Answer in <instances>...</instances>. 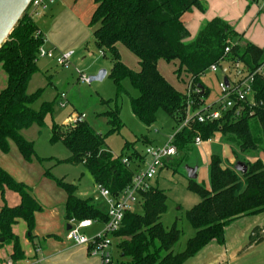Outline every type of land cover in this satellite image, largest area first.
Masks as SVG:
<instances>
[{
    "label": "trees",
    "instance_id": "obj_1",
    "mask_svg": "<svg viewBox=\"0 0 264 264\" xmlns=\"http://www.w3.org/2000/svg\"><path fill=\"white\" fill-rule=\"evenodd\" d=\"M95 11L91 27L95 45L112 57L110 77L119 92L122 82L129 79L139 96L130 99L132 113L144 125L156 123L162 110L181 126L187 119L188 109L202 111L209 90L202 77L212 66L222 72L226 64L230 72L238 63L245 70L254 72L264 62V48L243 42L242 37L224 20L216 18L205 23L192 36L183 17L193 10L204 11L202 0H94ZM45 44V36L34 18L27 12L9 40L0 49V68L7 76L6 87L0 92V150L9 153L11 142L27 163L47 159L36 155L35 144L23 136L32 126L45 125V118L53 112V105L45 103L36 111L32 105L40 98L42 90L28 94L33 77L39 73V50ZM118 45H123L138 59L139 71L130 70L120 58ZM230 48L229 53L225 50ZM164 60L177 66L178 78L184 74L189 79L190 94L178 92L158 70ZM229 78V77H228ZM199 86L202 88L200 89ZM254 102L240 117L229 111L223 118L200 123L192 118L187 127L174 135L173 145L177 155L164 162V168L176 167L189 158L195 139L207 142L221 136L236 160L239 155L248 166L246 175L225 167L220 155H212L209 166L210 189L189 180V189L199 196L200 202L186 212V219L195 235L181 252H176L182 232L173 226L166 229L162 217L167 211V194L152 186L142 194V205L137 211L126 213L122 226L113 238L119 258L116 264H186L213 241L226 244V229L235 221L264 214V77L257 76L254 84ZM109 133H97L86 120L71 127L54 125L51 142H62L70 151L67 162L82 164L96 185H101L113 197L120 195L132 181L135 172L144 163L145 156L126 143L124 152L116 157L108 148L106 138L123 129L119 108L106 113ZM132 149V152H130ZM132 166L123 164V158ZM253 160V161H251ZM60 163V161H57ZM45 176L55 181L65 193V218L70 221H87L106 224L107 213L91 200L76 196L77 187L56 179L49 170ZM11 191L20 197L15 207L0 208V250L13 246L12 260L25 258L14 226L20 221L27 225V237L33 239L36 213L42 211L28 186L16 181L0 167V192L4 196ZM141 209V211H139ZM264 242V227L253 230L251 245Z\"/></svg>",
    "mask_w": 264,
    "mask_h": 264
},
{
    "label": "rangeland",
    "instance_id": "obj_2",
    "mask_svg": "<svg viewBox=\"0 0 264 264\" xmlns=\"http://www.w3.org/2000/svg\"><path fill=\"white\" fill-rule=\"evenodd\" d=\"M213 1L211 17L230 23L234 30L241 34L245 33V39L247 40H250L253 36L259 38L264 34V0H257L258 2L256 0ZM47 8L48 10L46 11L43 8H39L36 13L34 8L29 11V14L33 13L34 20L44 31L46 42L43 50L46 52L53 51V57H41L39 55L38 67L40 71L30 82L28 94H34L38 90H42L40 98L32 105V108L38 111L43 104L50 103L53 105V112L45 118L44 127L32 126L26 130L25 137L27 140L34 142L36 155L47 159L45 162L46 170H49L56 179L75 185L77 187V197L91 200L93 204L106 212L108 206L104 199L99 196L97 185L86 168L82 164L74 165L67 162L71 153L62 142H51L53 126L71 127L75 116L85 115L86 122L97 133L106 136L110 130L106 113L113 111L118 106L120 120L124 127L120 133L106 138L108 148L118 157L122 152H124V156L128 153L124 151L126 143H133L134 149L143 156L146 153V149L150 146H165L171 141L177 130L184 126L185 122L178 128L175 121L164 111L160 110L157 113L156 123L148 127L134 116L130 99L138 97L139 92L134 89L129 79L122 82L123 91L119 92L115 81L110 77L113 63L111 54L100 50L95 45L91 27L92 16L96 8L94 0H54V3L48 5ZM260 8L263 9L262 12H260ZM255 37L252 41L257 42ZM50 41L54 43L53 47L50 46ZM118 51L125 66L130 70L139 71L138 59L131 51L123 45H118ZM69 52H73L71 59L67 64H62L61 56ZM158 70L178 92L190 94L189 79L184 74L180 78L177 77L175 73L177 66L175 64L160 60ZM101 71L107 72L106 77L102 81L84 83L80 79L82 76L87 79L95 77ZM234 75L235 72L232 69L229 79L232 80ZM224 77L221 69L216 72L209 70L202 77V83L209 90L208 99L203 104L204 107L222 98L219 83ZM2 84L3 82L0 79V91L3 89L1 88ZM62 94L64 99L61 98ZM197 112L198 110L193 111L192 108H189L187 119ZM217 144L219 143L214 140L205 142L200 147L195 148L193 146L194 148H192L193 150L187 161L174 168L172 166V169L164 168L158 170L155 178L151 181L152 186L164 191L168 197L167 211L162 217L164 227L171 229L176 226L182 232L181 240L175 249L176 252L183 251L187 241L195 235V230L186 219V212L200 202L199 196L189 189L186 168H197L198 178L196 182L210 189V170L208 165L210 150H212L213 155L214 153L220 154L222 159L225 158L224 154L226 156L224 148L217 146ZM216 146L219 148H216ZM12 148L18 149L11 142L9 153L1 155L2 151L0 150V155L2 157H12ZM130 152H132V149ZM238 155L239 160L225 159V164H231L230 168H233L237 161L243 162L245 158L240 154ZM57 161H60V163H57ZM142 169L144 170L145 166H142ZM37 170L39 174L41 173V179L37 182H32V186L29 187L31 189L35 187L34 193L36 197H39L41 206L48 212L46 214L56 208L58 210L61 209L60 206L65 198V193L57 186L54 180L47 178L41 172L42 170L36 169L33 171L35 175ZM13 196L18 199L19 195L6 191L3 196L0 192V208L5 205L12 206ZM53 222H59L56 228L60 227V230L64 231H66L68 224L76 226L74 222H66L64 218L61 221L57 218ZM247 222L249 221L237 220L226 230L229 238V245L227 246L229 253L238 257L237 261L228 260L229 264H262L264 262V251L262 250L257 253L256 250H247L248 248L244 247L238 252L235 250L236 248H241V245L244 246V241H247L250 235L247 234L249 225ZM23 223L17 228L19 235L22 228L25 227ZM104 229L105 226L100 223L93 225V227L83 231V233L89 239H93L102 233ZM116 244L117 241L113 239L112 256L115 261L119 258ZM212 244L210 243L208 247H205L199 253L200 257L196 263L211 264L215 260L213 254L215 255L219 249H217L218 245H216L215 241ZM90 256L94 262L102 264L101 253Z\"/></svg>",
    "mask_w": 264,
    "mask_h": 264
},
{
    "label": "crops",
    "instance_id": "obj_3",
    "mask_svg": "<svg viewBox=\"0 0 264 264\" xmlns=\"http://www.w3.org/2000/svg\"><path fill=\"white\" fill-rule=\"evenodd\" d=\"M256 2H258L256 0ZM203 6L205 8L204 11L200 10H193L190 13H187L183 17V22L186 26V28L189 30L192 36H195L200 28L207 22H211L212 20L216 19L215 17H211V6L214 4V1L212 0H202ZM45 11L48 10V8L44 9ZM263 9L260 8V12H262ZM45 13V12H44ZM43 13V14H44ZM212 18V19H211ZM36 22V21H35ZM37 23V22H36ZM38 24V23H37ZM230 25V23H228ZM39 26V25H38ZM231 26V25H230ZM232 27V26H231ZM41 32L44 34V31L41 29L39 26ZM233 28V27H232ZM234 29V28H233ZM236 31V30H235ZM241 37L243 42H248L251 43L257 47L264 48V34L260 36L259 38H256L253 36L250 40L245 39V33L241 34L238 31H236ZM51 34V33H49ZM254 37L257 39V42L252 41ZM54 43L50 41V46H54ZM40 71V69H39ZM36 76V75H35ZM0 79L3 84L1 85V88H5L7 84V76L4 73V71L0 68ZM3 86V87H2ZM1 89V91L3 90ZM0 91V92H1ZM26 131H23V136L25 137ZM26 138V137H25ZM221 136H216L215 138L207 141H214L218 142L217 146L219 145L220 147L224 148L225 154L223 155L225 158H223V165L225 167H230L231 164H225V159L226 160H233L235 159L232 153L231 148L224 144L223 141L221 140ZM205 143V142H203ZM203 143L200 145L202 146ZM11 145V144H10ZM194 145V147H200ZM216 148H219L217 147ZM193 147V148H194ZM228 150V151H227ZM210 157H209V166L211 162V157H212V150H210ZM11 153L13 154L12 157L9 156H1L3 155V152H1L0 155V167L8 172L16 181L24 183L26 186H28L31 194L33 197L39 202V197H36L34 191L35 187L32 189L29 186H32V182H37L39 179H41V173L39 174L38 170L36 171V175L33 173L36 169H39L42 173L45 175V163L41 164L38 161H33L32 163H27L23 157L20 155L19 150L12 148ZM215 155V153H214ZM220 155V154H217ZM221 156V155H220ZM41 158V157H40ZM222 158V157H221ZM262 161L264 162V154L261 156ZM44 159V158H43ZM37 165V166H36ZM37 167V168H36ZM40 167V168H39ZM100 196V195H99ZM13 203L12 206L10 207H15L20 204V197L18 196V199L15 198V196L12 197ZM98 200V199H96ZM105 201V200H104ZM65 202H66V195L64 200L61 203V209H54L52 210L49 214H46V210L42 207V211L36 213L35 216V230L33 232V239L29 240L27 237V225L24 222H19L17 225L14 226V233L15 235L18 236L22 249L25 253V258L23 260H20L18 262H14L12 260V254H13V246H5L2 250H0V264H6L7 262H13L14 264H98L97 262H94L92 258H90V253L88 248L83 247V246H78L74 244L72 241L68 240L67 235H68V226L66 227V231L60 230V227L56 228V225L59 224L56 222H53L57 218L59 221H61L62 218L66 220L65 218ZM41 205V203L39 202ZM242 220L249 221L247 222L248 225V230H247V241H244V246L241 245V248H236L235 250L238 252V250H242L244 248H248L247 250H256V253L259 251H264V242L257 245L253 246L251 245V236H252V231L254 227L258 226L259 224L261 226H264V214L259 215V216H254V217H248V218H243ZM68 220H66L67 222ZM69 222V221H68ZM25 224V227L22 228L20 235L17 232L18 226L20 227L21 225ZM46 223V224H45ZM100 224V223H94L93 225ZM103 224V223H101ZM44 225V226H43ZM104 225V224H103ZM93 227V226H92ZM90 229V228H89ZM227 230V229H226ZM214 243V241L212 242ZM211 243V245H213ZM216 245H218L217 249L219 251L214 255L213 257L215 260L211 264H229L228 260L232 261H237L238 257L231 255L228 250V245H229V238H228V233L226 231V244L225 246H220L217 242H215ZM210 245V244H209ZM208 245V246H209ZM207 246V247H208ZM204 250V249H203ZM202 250V251H203ZM201 251V252H202ZM221 251V252H220ZM200 252V253H201ZM221 255V256H220ZM231 256V258H229ZM199 254L189 260L186 264H198L196 263L197 259H199ZM93 261V262H92ZM264 264V262L262 263Z\"/></svg>",
    "mask_w": 264,
    "mask_h": 264
},
{
    "label": "built area",
    "instance_id": "obj_4",
    "mask_svg": "<svg viewBox=\"0 0 264 264\" xmlns=\"http://www.w3.org/2000/svg\"><path fill=\"white\" fill-rule=\"evenodd\" d=\"M54 0H34L28 9L29 11L34 8L35 13L39 8L46 9L48 5H52ZM33 14V13H32ZM30 14V16H32ZM33 17V16H32ZM46 42V39H45ZM230 48L225 50L229 53ZM41 57H53V51L46 52L43 47L39 50ZM73 52L65 53L61 56V63L67 64L71 59ZM220 69L218 66H212L210 70L216 72ZM235 75L231 80L229 79V87H226L223 80L219 83L222 98L209 106H206L202 111L197 112L195 115L189 117L183 127H187L192 118L200 123L206 121H216L223 118L229 111H235L236 116L240 117L244 108L248 106L250 110L256 105L254 102V84L257 76L264 77V62L254 72H249L241 64H236L233 68ZM231 74V72H230ZM81 81L89 83V79L82 76ZM64 99V95H61ZM252 111V110H251ZM85 115L75 116L71 125L75 126L85 121ZM180 128V129H181ZM174 138V137H173ZM173 138L171 141L162 147L150 146L146 149L145 160L142 166L138 169L132 177L131 184L117 197H113L108 190L101 185H97V191L101 198H103L108 206L106 211L108 221L104 224L105 229L102 233L93 239H89L83 231L91 228L94 221H71L76 224L71 225L67 238L78 246H86L90 255L101 253L102 264H116L112 256L113 236L118 232L122 226L125 215L131 211H137L142 205V194L151 189V181L155 178L157 171L164 167V162L170 160L177 155L176 147L173 145ZM203 141L197 137L195 145L200 146ZM123 164L127 167L132 166V161L127 157L123 158ZM6 264H14L7 262Z\"/></svg>",
    "mask_w": 264,
    "mask_h": 264
},
{
    "label": "water",
    "instance_id": "obj_5",
    "mask_svg": "<svg viewBox=\"0 0 264 264\" xmlns=\"http://www.w3.org/2000/svg\"><path fill=\"white\" fill-rule=\"evenodd\" d=\"M34 0H0V49L9 40L10 36L22 21L28 9L30 8ZM224 79L223 82L226 87H229L230 66L226 64L223 68ZM107 75L106 71H101L97 76L89 78V83L94 81H102ZM201 89L202 87L199 86ZM237 173L246 175L248 172V166L241 161H237L234 167ZM187 178L190 180H197L198 169L186 168ZM260 224L256 228H263ZM71 226H68V231ZM253 229V230H254ZM253 233V231H252ZM4 240L1 239L0 242Z\"/></svg>",
    "mask_w": 264,
    "mask_h": 264
}]
</instances>
